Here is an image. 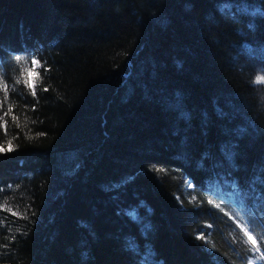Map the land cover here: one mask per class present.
Here are the masks:
<instances>
[{"label":"trees","instance_id":"16d2710c","mask_svg":"<svg viewBox=\"0 0 264 264\" xmlns=\"http://www.w3.org/2000/svg\"><path fill=\"white\" fill-rule=\"evenodd\" d=\"M261 12L0 0V264H264Z\"/></svg>","mask_w":264,"mask_h":264},{"label":"snow or ice","instance_id":"6c2138e0","mask_svg":"<svg viewBox=\"0 0 264 264\" xmlns=\"http://www.w3.org/2000/svg\"><path fill=\"white\" fill-rule=\"evenodd\" d=\"M260 14H261V15H264V12H261ZM17 59H19V58H17ZM31 63H32L33 67H35V65L37 64V62H36L35 60H33ZM29 76H30V77L32 76V70H31V69L29 70ZM256 82H257V83L264 82V77H257V81H256ZM30 86L33 87V89L35 88L34 83H32ZM33 94H35V91H33ZM8 150H9V151L12 150V148H11V143H10V142H9V149H8ZM0 151H4V149H3L2 147H0ZM249 239H250V240L252 239L251 236L249 237ZM253 243H255V241H253Z\"/></svg>","mask_w":264,"mask_h":264},{"label":"rangeland","instance_id":"374dc122","mask_svg":"<svg viewBox=\"0 0 264 264\" xmlns=\"http://www.w3.org/2000/svg\"><path fill=\"white\" fill-rule=\"evenodd\" d=\"M259 77H264V71L259 74ZM264 83V82H263ZM249 264H258L256 260L251 259Z\"/></svg>","mask_w":264,"mask_h":264}]
</instances>
